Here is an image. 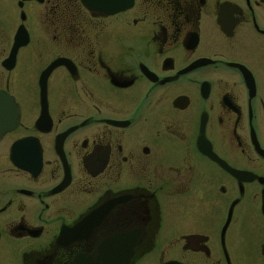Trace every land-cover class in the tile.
Instances as JSON below:
<instances>
[{"label": "flooded vegetation", "instance_id": "af4514ba", "mask_svg": "<svg viewBox=\"0 0 264 264\" xmlns=\"http://www.w3.org/2000/svg\"><path fill=\"white\" fill-rule=\"evenodd\" d=\"M0 129V264H264V0H0Z\"/></svg>", "mask_w": 264, "mask_h": 264}, {"label": "water", "instance_id": "95a60500", "mask_svg": "<svg viewBox=\"0 0 264 264\" xmlns=\"http://www.w3.org/2000/svg\"><path fill=\"white\" fill-rule=\"evenodd\" d=\"M49 71H50V70H48V71H46V73H44L43 78H42V80L44 81L43 83H45V81H46V79H47V76H48V74H49ZM4 131H5V130L0 129V135H1V133H3Z\"/></svg>", "mask_w": 264, "mask_h": 264}]
</instances>
